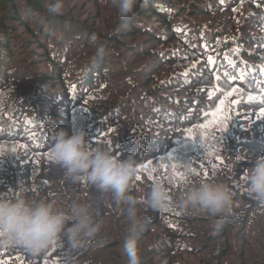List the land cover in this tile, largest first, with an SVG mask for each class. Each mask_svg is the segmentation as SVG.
Here are the masks:
<instances>
[{
    "label": "trees",
    "instance_id": "trees-1",
    "mask_svg": "<svg viewBox=\"0 0 264 264\" xmlns=\"http://www.w3.org/2000/svg\"><path fill=\"white\" fill-rule=\"evenodd\" d=\"M52 2L0 0V199L87 203L101 230L86 247L62 239L40 255L0 245V262L129 264L134 239L140 264H264V244L245 257L264 222L246 190L264 156V0H138L127 17L104 0H65L53 16ZM61 130L134 157L129 195L159 182L173 203L138 204L129 231L123 205L54 163ZM201 179L228 185L232 215L175 206Z\"/></svg>",
    "mask_w": 264,
    "mask_h": 264
},
{
    "label": "clouds",
    "instance_id": "clouds-1",
    "mask_svg": "<svg viewBox=\"0 0 264 264\" xmlns=\"http://www.w3.org/2000/svg\"><path fill=\"white\" fill-rule=\"evenodd\" d=\"M104 2L116 8L120 17H127L134 13L138 0ZM47 11L53 16L63 15L65 0H53ZM51 158L72 183L86 181L101 196L110 195L117 207L123 205L129 231H135L138 225V204L160 210L173 203L168 188L159 182L154 183L141 200L129 195L130 183L139 172L136 159L122 160L109 150L93 147L83 132L69 135L66 131H57ZM246 179L248 195L264 208V156L253 158ZM234 203V194L228 185L204 179L185 186L174 201L183 211H203L211 216L232 215ZM100 230L87 203L73 201L61 207L54 200L26 195L0 199V245L21 246L32 255L48 251L62 239L73 249L86 247ZM124 249L129 264H140V252L134 239H126Z\"/></svg>",
    "mask_w": 264,
    "mask_h": 264
},
{
    "label": "rangeland",
    "instance_id": "rangeland-1",
    "mask_svg": "<svg viewBox=\"0 0 264 264\" xmlns=\"http://www.w3.org/2000/svg\"><path fill=\"white\" fill-rule=\"evenodd\" d=\"M80 12H83L85 9L82 7V5H78ZM0 8H3L2 4L0 3ZM70 10V8H69ZM84 16L85 19L88 18V14L87 13H83L82 14ZM109 224H111V222H109ZM250 242H249V247H246L245 249V257L246 258H250L253 251H260L261 246L264 244V222L262 224V226L259 229L254 230V234L253 237L250 238ZM167 262L164 261L161 264H166Z\"/></svg>",
    "mask_w": 264,
    "mask_h": 264
},
{
    "label": "snow or ice",
    "instance_id": "snow-or-ice-1",
    "mask_svg": "<svg viewBox=\"0 0 264 264\" xmlns=\"http://www.w3.org/2000/svg\"><path fill=\"white\" fill-rule=\"evenodd\" d=\"M233 91H235V89H234ZM260 116H261L262 118H264V110H262V111L260 112ZM224 130H225V131L227 130L226 125H225V127H224ZM13 151H15V149H13ZM178 178H179V177H178ZM0 264H3V262H0Z\"/></svg>",
    "mask_w": 264,
    "mask_h": 264
}]
</instances>
